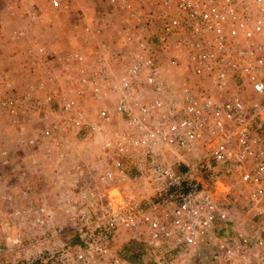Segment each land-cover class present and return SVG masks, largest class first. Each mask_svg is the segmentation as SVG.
Segmentation results:
<instances>
[{"label":"built area","instance_id":"obj_1","mask_svg":"<svg viewBox=\"0 0 264 264\" xmlns=\"http://www.w3.org/2000/svg\"><path fill=\"white\" fill-rule=\"evenodd\" d=\"M46 1L4 8L0 264H264V0Z\"/></svg>","mask_w":264,"mask_h":264},{"label":"crops","instance_id":"obj_2","mask_svg":"<svg viewBox=\"0 0 264 264\" xmlns=\"http://www.w3.org/2000/svg\"><path fill=\"white\" fill-rule=\"evenodd\" d=\"M10 1H14L17 4H21L23 2H25V0H6L4 1V3L0 4V17L3 19V23L8 24V27L10 28L9 31V39L3 40L2 42L0 41V65L5 67V68H13V58H11L13 55H15V51H12L13 49H15L16 44L13 43V41L11 40V34L14 30L16 29H21L23 26L26 25V21L21 17V15H19L16 19H13L11 21L5 20V18H3L4 15V8L5 5L10 2ZM36 3L43 5L46 4L47 1L46 0H33ZM6 41V42H5ZM15 45V46H13ZM15 47V48H14ZM7 61V62H6ZM11 262V261H9ZM2 264H6L5 262ZM187 264V263H184Z\"/></svg>","mask_w":264,"mask_h":264},{"label":"rangeland","instance_id":"obj_3","mask_svg":"<svg viewBox=\"0 0 264 264\" xmlns=\"http://www.w3.org/2000/svg\"><path fill=\"white\" fill-rule=\"evenodd\" d=\"M4 1H6V0H0V4L4 3ZM78 2L82 5H86V4L88 5V4L92 3V0H78ZM52 22H54L53 19H47L46 25L43 26V32L45 34V37H46V40L48 41V43L51 46L56 47L57 46V41H56L57 36H64L65 34L59 29L58 26H56V25L51 26ZM10 28L11 27H8V24L0 22V41L1 42L3 40L9 39L8 33L10 31ZM65 43L67 44V42H65ZM13 46H15V45H13ZM15 47H14L15 49H13L12 51L16 50L15 55L17 56L20 49L18 48V45H16ZM13 63H15V61Z\"/></svg>","mask_w":264,"mask_h":264}]
</instances>
